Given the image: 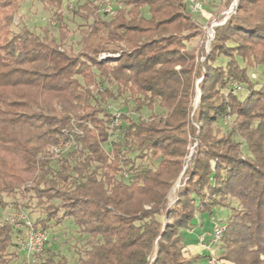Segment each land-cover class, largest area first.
Masks as SVG:
<instances>
[{
	"label": "trees",
	"instance_id": "1",
	"mask_svg": "<svg viewBox=\"0 0 264 264\" xmlns=\"http://www.w3.org/2000/svg\"><path fill=\"white\" fill-rule=\"evenodd\" d=\"M24 1L0 0V208L30 210L49 236L73 224L85 242L74 258L48 245L30 260L16 252L25 230L6 218L0 264H195L211 255L184 232L205 214L225 227L219 264H264V82L251 71L264 68V0H238L209 51L186 0H110L113 15L78 0V54L64 0H37L54 22L16 31ZM202 1L213 14L231 2ZM123 96L129 112L114 126L105 100ZM61 139L72 144L57 156Z\"/></svg>",
	"mask_w": 264,
	"mask_h": 264
},
{
	"label": "rangeland",
	"instance_id": "2",
	"mask_svg": "<svg viewBox=\"0 0 264 264\" xmlns=\"http://www.w3.org/2000/svg\"><path fill=\"white\" fill-rule=\"evenodd\" d=\"M105 0H96L95 3L98 5L100 9L103 8V3ZM221 0H214V4H219ZM236 1V2H235ZM83 1H80L82 3ZM199 2L202 4V11L194 12L195 17L197 20L203 25V29L205 30V36H204V44L205 49L209 51L211 40L214 36V27L217 25H221L222 23L226 22V20L233 14L236 13L237 10V3L238 0H231V2L226 7L220 6V12L218 14H213V12H217L219 6H214L211 4H207V2H204L202 0H199ZM79 3V4H80ZM187 6L189 9L192 8L193 2L192 0H186ZM78 4V0H64V7L63 12L65 14V17L67 18V21L69 23V26L72 30V35L70 37L69 43L73 45L74 51L79 53L80 46L77 44V41L80 39V28L82 19L78 16H75L73 14V11L76 10V5ZM53 11L54 9L42 2H39L37 0H27L24 1L20 7L19 14L21 15L20 19H16V25L13 26L14 30H19L21 27V22L26 24L27 26L36 29L37 31L40 30V27L44 24L45 21L54 22L53 18ZM147 8L144 9V13L147 15ZM102 12V11H101ZM21 20V21H20ZM213 25V32L212 27ZM210 33H213V36L210 35ZM200 41V38L193 40V44H197ZM119 57L118 53H100L99 59L100 60H106L108 58L116 59ZM251 71H254L259 76V81L264 82V68L259 66L256 69L251 68ZM201 79L197 80V84L200 83ZM233 85L240 88L238 83L236 81H233ZM103 87H110L107 83H104ZM99 91V90H98ZM197 97L194 101V110L198 106L199 103V97H200V90L197 87ZM243 93H247L246 90H244ZM125 97H120L118 100H113L111 98H108L105 100V105L110 106V111L116 112V113H122L129 112L127 108L123 105V100ZM156 113H160L162 110L159 109L157 106H155ZM145 117H148V115L152 112L149 109H146L142 111ZM134 117H137V113L131 114ZM194 112L191 114V119L193 118ZM123 121V119H122ZM231 119L229 117L222 118L218 125L224 130H228L230 126ZM123 123V122H122ZM195 145H192L190 148V154L187 156L186 164L184 167V170L181 174V176L178 178V180L173 185L171 192L169 194V201L170 203H173L176 199L177 190L179 189L181 185L182 178L184 176L185 171L190 166V162L192 159V155L195 150ZM24 198L19 197V200L22 201ZM10 201V199H8ZM35 202V201H34ZM238 205V204H237ZM223 210V209H222ZM18 210L14 208V206H7L6 208H0V221L5 220L6 218H12L15 213ZM30 211V210H29ZM28 211V212H29ZM27 214L28 212L25 211ZM225 213V210L223 211ZM38 212L35 211V213H32V219L37 216ZM204 228L195 230V231H185L184 235L187 239H191L193 241H199V239L204 238V242L199 241V245L201 246V249L206 250V252L210 253L209 260L202 259L198 261L195 264H219V261L217 260V244L222 239V236L224 234V231L222 233L221 238L218 241H214L213 237L211 235L215 221H211L207 214L204 215ZM225 230V229H224ZM85 239L81 238V235L79 232H77L76 227L73 224H66L65 226H61L57 230L56 233H50L49 236V246L55 250L61 251L63 254H65L68 257L74 258L75 251H74V244L78 243L81 245L84 244ZM220 264H228L227 262H220Z\"/></svg>",
	"mask_w": 264,
	"mask_h": 264
},
{
	"label": "built area",
	"instance_id": "3",
	"mask_svg": "<svg viewBox=\"0 0 264 264\" xmlns=\"http://www.w3.org/2000/svg\"><path fill=\"white\" fill-rule=\"evenodd\" d=\"M194 3L192 10L194 12L202 11V4L199 0H192ZM103 10L108 15H113L115 13V6L110 0H105L103 3ZM213 32V25L211 27ZM213 36V33L211 34ZM110 109V106H107ZM122 122V116L120 113L114 112L112 115V125L118 126ZM72 144L71 140L61 139L55 145L52 146L51 152L55 155H62L66 153ZM13 221L14 229H24L25 230V239L16 247L17 254L24 255L31 260V257L40 251L43 250L45 246L49 245V233L43 230L35 229L31 218L24 210H18L15 215L11 218ZM224 226H216L212 233L214 241H218L224 231ZM204 242V238L200 240Z\"/></svg>",
	"mask_w": 264,
	"mask_h": 264
},
{
	"label": "crops",
	"instance_id": "4",
	"mask_svg": "<svg viewBox=\"0 0 264 264\" xmlns=\"http://www.w3.org/2000/svg\"><path fill=\"white\" fill-rule=\"evenodd\" d=\"M190 241H191V239H190ZM189 248L193 253L202 254V253L206 252V250L201 249V246L199 245V241H195L194 243H190Z\"/></svg>",
	"mask_w": 264,
	"mask_h": 264
},
{
	"label": "water",
	"instance_id": "5",
	"mask_svg": "<svg viewBox=\"0 0 264 264\" xmlns=\"http://www.w3.org/2000/svg\"><path fill=\"white\" fill-rule=\"evenodd\" d=\"M236 2V1H235Z\"/></svg>",
	"mask_w": 264,
	"mask_h": 264
}]
</instances>
